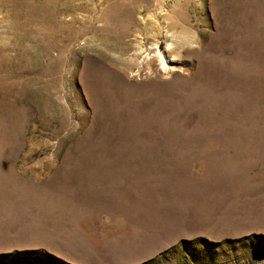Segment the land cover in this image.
Segmentation results:
<instances>
[{
  "label": "rangeland",
  "instance_id": "obj_1",
  "mask_svg": "<svg viewBox=\"0 0 264 264\" xmlns=\"http://www.w3.org/2000/svg\"><path fill=\"white\" fill-rule=\"evenodd\" d=\"M0 264H264V0H0Z\"/></svg>",
  "mask_w": 264,
  "mask_h": 264
}]
</instances>
